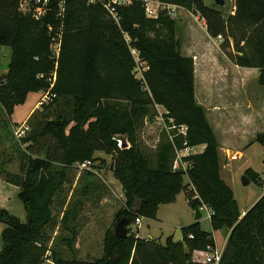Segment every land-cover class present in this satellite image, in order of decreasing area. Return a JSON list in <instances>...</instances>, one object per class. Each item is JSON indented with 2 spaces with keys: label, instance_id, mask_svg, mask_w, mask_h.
Here are the masks:
<instances>
[{
  "label": "trees",
  "instance_id": "1",
  "mask_svg": "<svg viewBox=\"0 0 264 264\" xmlns=\"http://www.w3.org/2000/svg\"><path fill=\"white\" fill-rule=\"evenodd\" d=\"M58 1L52 0L54 8ZM64 1L62 47L51 90L56 98L35 111L28 121L30 131L17 139L15 108L28 94L51 88L48 80L56 63L48 26L61 23L55 13L43 20L21 13V0H0V49L13 51L8 75L1 76L0 84V180L20 190L26 211L23 222L0 208L5 225L0 264H203L194 261L193 254L215 252L216 244L198 222L182 228V241L169 237L166 245L130 231L137 218L157 220L160 206L175 203L180 192L193 210H211L213 231L226 230L221 264H264V195L241 218L234 193L221 177L220 145L205 109L197 103L195 63L181 53L175 20L166 10L156 19L148 18L144 0L113 5L116 17L106 8L110 0ZM159 1L197 13L211 38H223L222 48L230 49L233 64L258 70V83L264 87V0H234L229 16L205 0ZM132 50L147 64L145 84L136 77ZM151 105L162 106L176 126L187 128L185 148L205 145L202 153L183 158L189 165L185 171L173 169L171 147L159 148L153 162L138 145V121ZM253 143L264 146V132ZM97 152L113 158L109 168L124 195L115 221L127 220L128 236L118 238L113 229L105 236L99 259H67L56 243L50 245L52 207L73 169L87 161L98 168ZM15 160L18 173L6 168ZM82 172L89 177L82 190L85 196L94 174ZM245 175L261 183L251 169ZM78 217L77 204L63 214L62 229L73 238L59 241L69 248L77 239Z\"/></svg>",
  "mask_w": 264,
  "mask_h": 264
},
{
  "label": "rangeland",
  "instance_id": "2",
  "mask_svg": "<svg viewBox=\"0 0 264 264\" xmlns=\"http://www.w3.org/2000/svg\"><path fill=\"white\" fill-rule=\"evenodd\" d=\"M113 1L115 0H110ZM214 1L205 0L206 5L221 10L225 16L234 13V0H225L224 7L216 6ZM172 18L176 23V39L181 43L182 55L192 57L195 63L197 103L206 109L207 119L216 131L215 135L220 145L221 177L232 189L240 212H247L264 195V146L253 143L255 135L263 132L260 131V123L257 122L260 118V100L261 105H264V99L260 97V86L255 81L253 72L247 70L245 72L233 64L228 57L230 49L226 51L222 48L223 38H211L205 30V21L197 13L190 9L179 8ZM12 52L8 47L0 49V84L3 80L1 75L9 70ZM146 65L143 61L139 62L135 72L137 79L143 84H145ZM246 77L249 79L250 93L244 95L245 99L240 89L244 87L243 81ZM42 96V92L28 94L26 102L15 108L12 119L20 126ZM249 102L250 104H246ZM254 107L257 109L255 110ZM37 111H41V106ZM29 123L27 122V125H30ZM184 131L183 127L176 126L174 120L169 118L165 108L151 105L148 113L138 121V145L153 162H156L159 148L171 147L173 166L178 161L177 170L185 171L189 165L183 163V158L188 156ZM118 140L124 144L123 139ZM96 155L95 165L98 168L88 170L94 174L90 178L94 184L87 194L82 195V190L89 180L85 174L87 172L73 169L70 181L63 186L52 207L54 223L49 232L52 239L50 245L52 247L56 243L57 251L67 259L74 256L81 261L99 259L104 253V239L107 232L115 230L118 223L115 221L116 215L123 205L124 195L120 183L109 168L113 158L104 152H97ZM6 168L18 173V160ZM249 169L258 174L260 184L249 176L246 177L250 184L247 186L243 184V177ZM184 181L185 184L189 183L188 176L184 177ZM76 204L79 209L77 239L73 247L69 248L59 241L62 237L73 238L70 232L62 229V218L65 210ZM8 207L12 208V211H8ZM0 208L14 213L21 221H26V211L18 191L5 182H0ZM209 212L207 208L201 210L203 217L198 222L199 227L213 234L216 251L221 254L227 242V233L223 230L213 231L208 217ZM157 218L159 221L142 219L140 226L133 223L130 227L131 233L135 237L152 239L166 245L169 237H173L175 241H182V228L196 223L195 210L190 207L184 192L179 193L175 203L161 205ZM4 229L5 225L0 222V252L3 249ZM192 258L198 261L201 258L200 252H195ZM46 264L52 263L48 261Z\"/></svg>",
  "mask_w": 264,
  "mask_h": 264
},
{
  "label": "built area",
  "instance_id": "3",
  "mask_svg": "<svg viewBox=\"0 0 264 264\" xmlns=\"http://www.w3.org/2000/svg\"><path fill=\"white\" fill-rule=\"evenodd\" d=\"M64 0H59L56 4V8L52 6V0H21L19 10L21 13L27 15L30 14L33 16L36 20H43L46 17L49 16L50 13H55L56 20L60 21V25H49L48 30L51 35V43H50V51L52 55V60L55 61L56 67L54 72L52 73L51 77L49 78V82L51 85V88L48 92H43V96L40 101V106L47 105L50 102H52L56 95L51 93L52 88L54 87V84L57 79V65H58V59L60 57L61 47H62V38H63V18L65 13L64 8ZM91 3H94L95 0H90ZM126 4L125 1L121 0H115L113 2H110L106 5L107 10L110 11V14L114 17H116L115 10L113 8V5H121ZM144 6L146 10V16L150 19H156L159 16L160 11L166 10L168 11L169 15L172 17L176 10H178L180 7L178 6H172V5H166L161 3L159 0H144ZM222 37H219L221 39ZM132 54L136 60L137 65L139 62H141V59L139 57V53L136 50H132ZM145 71H147V67L145 68ZM43 77V76H41ZM184 128L183 134H186L187 136V128L182 126ZM30 131L29 125L27 123L23 124L22 126L18 127L15 131V136L17 139L24 138L27 133ZM188 150V156L193 155L192 148H186ZM93 166V163L90 161H87L83 164H79L77 167L80 171L90 170ZM174 170L179 169L178 161L175 162L173 166ZM206 206H203L200 208V211L203 209H206ZM208 209V208H207ZM209 210V209H208ZM209 219H211L212 212L209 210ZM246 213L242 214V217L245 216ZM241 217V218H242ZM143 218H137L135 220V225L140 226L142 224ZM192 237V236H191ZM222 254H218L217 251L215 252H200L201 258L198 259V262H202L203 264H221L222 260Z\"/></svg>",
  "mask_w": 264,
  "mask_h": 264
},
{
  "label": "crops",
  "instance_id": "4",
  "mask_svg": "<svg viewBox=\"0 0 264 264\" xmlns=\"http://www.w3.org/2000/svg\"><path fill=\"white\" fill-rule=\"evenodd\" d=\"M126 3H130L131 1H125ZM204 26H206L205 25V22H204ZM205 30L207 31V29H206V27H205ZM237 68H239V69H241V70H245V72H247V71H249V72H253L252 74H253V76H255V81L256 82H258V77H259V72H258V70H255V69H244V68H240V67H237ZM247 70V71H246ZM242 80H243V77H242ZM243 83H244V87L243 88H241L240 90H241V95L245 98V96L244 95H246V94H248L249 95V93H250V90H249V86H248V84H249V79L246 77V78H244V81H243ZM259 84V83H258ZM260 86V85H259ZM241 96V97H242ZM260 97H263L262 99H264V87H261L260 86ZM246 99V98H245ZM242 100V99H241ZM40 101L41 100H39L38 101V103H37V105L35 106V108L28 114V116H27V118H26V120H25V122H23L20 126H22L23 124H25V123H27L28 121H29V119L32 117V115L35 113V111H37V109H39L40 108ZM243 101V100H242ZM248 101H249V99H248ZM264 103V102H263ZM246 104H250V102L249 103H246ZM203 107V106H202ZM254 109L256 110L257 109V107H254ZM262 109H264V105H261V100H260V118L259 119H257V122L258 123H260V131H262L263 130V132H264V110H263V112H262ZM205 111H206V109H205ZM218 112H220L219 110H218ZM12 122L15 124V125H18L19 126V123H17V122H15L13 119H12ZM250 123H252V121H249ZM210 123V122H209ZM211 124V123H210ZM246 124V123H245ZM253 124V123H252ZM212 126V125H211ZM262 127V128H261ZM213 128V127H212ZM245 129V128H244ZM213 130H214V128H213ZM214 132H215V134H216V131L214 130ZM263 132H259V133H263ZM257 135V134H256ZM256 135H255V137H256ZM255 137H254V139H255ZM254 141V140H253ZM205 150V145H200V146H196V147H193L192 148V151H193V153L194 154H199V153H202L203 151ZM95 156L97 157V155L95 154ZM0 182H3L4 183V181H2V180H0ZM5 184H7L6 182H5ZM8 186H12V187H14L17 191H18V193H20V190L17 188V187H15V186H13V185H10V184H7ZM255 205V204H254ZM253 205V206H254ZM252 206V207H253ZM251 207V208H252ZM8 211H12V208H10V207H8V209H7ZM22 213V212H21ZM243 213H246V212H243ZM242 213V214H243ZM10 214H12V215H14V213H10ZM23 214V213H22ZM15 216V215H14ZM22 216H24V214L22 215ZM22 216H20V217H22ZM26 216V215H25ZM203 217V216H202ZM158 219V218H157ZM155 221H159V220H155ZM140 238H142V237H140ZM143 239H145V238H143ZM227 243V242H226ZM226 246V245H225Z\"/></svg>",
  "mask_w": 264,
  "mask_h": 264
},
{
  "label": "water",
  "instance_id": "5",
  "mask_svg": "<svg viewBox=\"0 0 264 264\" xmlns=\"http://www.w3.org/2000/svg\"><path fill=\"white\" fill-rule=\"evenodd\" d=\"M215 5L218 7H224L226 5L225 0H215ZM0 62H1V58H0ZM8 70L5 71L1 76L2 77H6L8 75ZM243 184L245 186L250 184L249 179L246 177V175L243 177ZM243 218V217H242ZM202 219V214L200 209H196L195 210V222H199ZM128 222L127 220H121L120 222L117 223L116 227H115V236L118 238H125L128 236ZM224 233H226V230L223 231Z\"/></svg>",
  "mask_w": 264,
  "mask_h": 264
}]
</instances>
